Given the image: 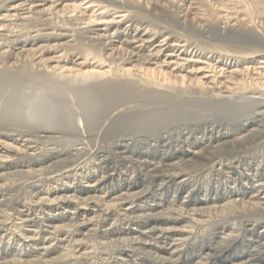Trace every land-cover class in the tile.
<instances>
[{"label": "bare ground", "instance_id": "bare-ground-1", "mask_svg": "<svg viewBox=\"0 0 264 264\" xmlns=\"http://www.w3.org/2000/svg\"><path fill=\"white\" fill-rule=\"evenodd\" d=\"M0 0V264H264V0Z\"/></svg>", "mask_w": 264, "mask_h": 264}, {"label": "rangeland", "instance_id": "rangeland-1", "mask_svg": "<svg viewBox=\"0 0 264 264\" xmlns=\"http://www.w3.org/2000/svg\"><path fill=\"white\" fill-rule=\"evenodd\" d=\"M193 2H195V1L193 0Z\"/></svg>", "mask_w": 264, "mask_h": 264}]
</instances>
